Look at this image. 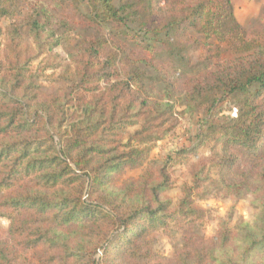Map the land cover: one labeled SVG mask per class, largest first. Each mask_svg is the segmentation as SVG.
Listing matches in <instances>:
<instances>
[{
    "label": "trees",
    "instance_id": "obj_1",
    "mask_svg": "<svg viewBox=\"0 0 264 264\" xmlns=\"http://www.w3.org/2000/svg\"><path fill=\"white\" fill-rule=\"evenodd\" d=\"M118 1L46 0L52 9L36 10L28 23L39 55L62 46L69 58L60 86L46 90L24 71L16 0H0V217L9 221L0 264H264V35L248 34L232 0ZM55 13L81 26L72 47L48 28ZM133 24L145 34L165 29V40L132 37L127 67L118 39ZM215 41L232 43L233 54ZM183 112L203 117L175 163L190 165L201 148L210 156L194 163L193 184L171 210L167 163L126 175ZM213 181L224 197L252 195L256 213L234 225L220 219L206 236L197 223L207 212L192 197ZM174 227L181 244L163 255L154 240Z\"/></svg>",
    "mask_w": 264,
    "mask_h": 264
},
{
    "label": "rangeland",
    "instance_id": "obj_2",
    "mask_svg": "<svg viewBox=\"0 0 264 264\" xmlns=\"http://www.w3.org/2000/svg\"><path fill=\"white\" fill-rule=\"evenodd\" d=\"M129 0H119L118 6L122 2L126 3ZM196 3L203 0H172V2L179 3ZM218 2L220 0H212ZM234 6V13L237 21L247 30L249 35L263 34L264 35V0H232ZM47 5L48 9L52 7L48 5L46 0H16L12 11L15 13L13 16L14 23L18 24V28L23 38V42L26 45L24 48V56L29 58L27 65H25L26 76L28 78L37 80L45 86L46 90L56 89L60 86L61 76L64 65L69 61L67 51L64 47L60 46L55 48L53 54L39 55V51L36 49L33 43L30 24L32 16L39 10L40 7ZM165 1L161 2L164 5ZM81 9L84 13L90 14L91 7L87 1L83 2ZM12 17V16H11ZM35 17V16H34ZM55 17L58 21H53L52 26L48 28H56L59 30V34L69 36L67 47H72L76 43L77 31L81 29L73 19L66 18L68 24H61L59 21L63 19L59 14L55 13ZM11 19V18H10ZM44 22V21H42ZM9 19L2 20V28L4 33H7V26ZM159 25V23H158ZM158 25H155L157 27ZM71 29V30H70ZM156 31V29H155ZM151 31L145 34L139 26L133 24L132 27L126 30L127 38L119 40L126 49L130 59H124V63L127 67H132L133 48L131 46L132 37L135 40H142L144 43H152L155 46H159L165 40V29L159 28L158 33ZM47 33H44L46 36ZM5 35H1L0 39L5 40ZM222 48V52L225 58L230 57L233 54L232 43L219 44ZM10 52V51H8ZM231 108L230 111H226V114L235 115L236 109ZM183 109L180 108L179 111ZM203 117V113H182L179 114L176 120V129L164 140L158 141L155 144L154 149L151 152L146 164L136 170L127 173L128 177H139L144 174L149 166L156 167L162 166L167 163L166 172L169 173L171 187L166 191L162 198L171 201V210L178 208L182 198L184 197V187L186 185L192 186L193 176L191 168L201 158H207L210 156V152L207 148H201L197 155H195L190 162V165H179L175 163V159L178 158L177 154L182 147H191L197 142V134L199 130L200 121ZM133 132V129H130ZM127 138V136L125 137ZM188 158V157H186ZM184 158V159H186ZM203 191L197 192L192 197L201 208L206 210L205 218L197 223V230L206 236H213L216 234L220 219H226L231 225H234L241 220H251L255 213L256 208L253 203L254 197L249 194H245L241 197H224L222 194V186L219 182L213 181L208 183ZM9 221L0 217V238L4 237L8 232ZM176 227L173 228L170 234L158 233L153 247L156 251L163 255H172L174 248L181 244V236Z\"/></svg>",
    "mask_w": 264,
    "mask_h": 264
}]
</instances>
